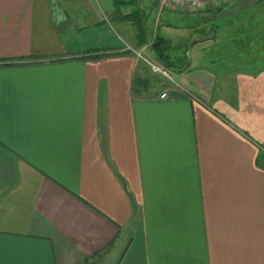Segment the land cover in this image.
Here are the masks:
<instances>
[{
  "label": "crops",
  "instance_id": "obj_1",
  "mask_svg": "<svg viewBox=\"0 0 264 264\" xmlns=\"http://www.w3.org/2000/svg\"><path fill=\"white\" fill-rule=\"evenodd\" d=\"M263 2L200 18L209 35L232 4L264 19ZM116 14L0 0V264H264V62L189 61L168 80L126 49L144 38L132 25L94 26Z\"/></svg>",
  "mask_w": 264,
  "mask_h": 264
},
{
  "label": "rangeland",
  "instance_id": "obj_2",
  "mask_svg": "<svg viewBox=\"0 0 264 264\" xmlns=\"http://www.w3.org/2000/svg\"><path fill=\"white\" fill-rule=\"evenodd\" d=\"M142 2V0L137 2L133 1L132 6L143 10L144 25L146 26L145 31L149 40L154 33L157 32V34L169 38L170 42L173 44H184V42L189 44L195 41V43L186 51L188 62L190 61L194 64L210 66V60L221 59L226 63L232 61L236 66L243 68H250V66H255L256 68L264 62V29L262 31L263 36L260 35L261 33H258L254 38L255 41L253 44L250 43L249 46L245 48L241 46V42L238 43L232 41V39L235 38L234 36H238L244 28L249 27V25L252 26L253 23L259 24V22L264 20L261 16H258L262 18L261 21H257L258 17L255 19L247 18L242 21L245 9L240 8V12L234 18L233 13L227 14L232 9L234 5L232 4L219 19L213 22L214 25H218L215 33L211 32L208 35V26H206V22H203L200 18L206 13L200 14L199 16H192L187 12L188 10L186 8H183L181 11H178V9L172 10L181 12L182 15H175L172 13L165 14V11L158 14L156 6L154 8H145L142 6ZM236 5L238 7V4ZM124 6L130 7V2L129 4L122 5L121 9L124 8ZM249 7L251 8H247L248 10L254 9L252 8L254 6ZM261 9L263 8L261 7ZM237 19L238 21H241L239 24L236 23L238 22L236 21ZM90 20L92 19L90 18ZM100 25H104L108 29L107 32L111 33V38L115 39L116 37H119V40L128 39L127 33L124 31L123 27H127V25L131 24L121 21L117 17L111 16L110 21L107 23L103 22L101 24H95L94 26L98 28ZM262 25L264 27V23H262ZM130 27L131 28L129 29L133 28L132 26ZM90 34L93 35V32ZM211 36L214 38H210ZM82 37H86V34L81 36V38ZM87 37H89V34ZM178 52L179 54L183 53L182 50H178ZM143 54L147 55V51H143Z\"/></svg>",
  "mask_w": 264,
  "mask_h": 264
},
{
  "label": "trees",
  "instance_id": "obj_3",
  "mask_svg": "<svg viewBox=\"0 0 264 264\" xmlns=\"http://www.w3.org/2000/svg\"><path fill=\"white\" fill-rule=\"evenodd\" d=\"M129 2L130 1L127 0H113L115 13H117L116 16L124 21H128L135 29L136 35H143L144 37L142 41L138 40L136 48H141L148 43V47L146 49L147 53L158 64L175 72L185 70L189 64L186 55L187 46L185 44H173L168 38L157 34V32L154 33L150 40H147L143 10L135 8V10L127 13L119 11L122 5L129 4ZM178 50H182L183 53L179 54Z\"/></svg>",
  "mask_w": 264,
  "mask_h": 264
},
{
  "label": "built area",
  "instance_id": "obj_4",
  "mask_svg": "<svg viewBox=\"0 0 264 264\" xmlns=\"http://www.w3.org/2000/svg\"><path fill=\"white\" fill-rule=\"evenodd\" d=\"M149 5H155L158 14L162 11L170 13L172 10L181 11L183 8L187 9L188 13L192 16H199L206 13L207 10L217 5L222 0H146ZM173 12V11H172ZM148 43L141 48H136L131 45H126V49L133 52L135 56L141 59L150 69V71L156 75H160L168 80H172L169 69L161 66L150 56L144 55L143 51H147ZM165 96V92L162 91L159 94L160 98Z\"/></svg>",
  "mask_w": 264,
  "mask_h": 264
}]
</instances>
